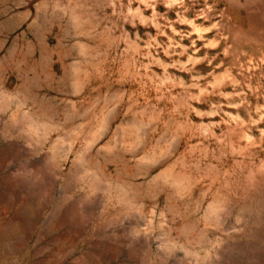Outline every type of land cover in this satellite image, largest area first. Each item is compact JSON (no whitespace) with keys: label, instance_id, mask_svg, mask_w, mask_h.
<instances>
[{"label":"rangeland","instance_id":"1","mask_svg":"<svg viewBox=\"0 0 264 264\" xmlns=\"http://www.w3.org/2000/svg\"><path fill=\"white\" fill-rule=\"evenodd\" d=\"M0 264H264V0H0Z\"/></svg>","mask_w":264,"mask_h":264}]
</instances>
